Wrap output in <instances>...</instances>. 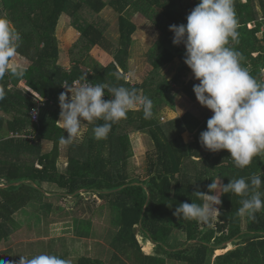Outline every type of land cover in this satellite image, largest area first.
<instances>
[{
	"label": "trees",
	"instance_id": "1",
	"mask_svg": "<svg viewBox=\"0 0 264 264\" xmlns=\"http://www.w3.org/2000/svg\"><path fill=\"white\" fill-rule=\"evenodd\" d=\"M233 2L239 37L238 43L230 46L241 53L242 65L250 74L264 82V15L260 17L255 11L259 3L264 14V0ZM198 3L199 0L0 1V16L8 18L21 35L18 53L33 61L25 67L23 77L6 75L0 79V89L5 92L0 100V184H11L0 187V244L20 228L15 213L28 207L47 214L62 209L55 208L49 195L42 192L45 183H53L65 190L63 197L71 194L78 199L76 216L108 209L116 227L110 232L115 251L108 249L113 253L109 261L82 256L77 264H128L122 256L133 264H169V260L208 264L210 253L233 238H239L233 242L236 248L220 249L215 264H264V211L258 212L255 220L241 217L238 209L244 197L223 191L231 179L243 177L250 183L252 175H260L264 180V158L254 157L250 166L241 169L229 151L211 152L202 146L200 133L207 129L212 111L204 118L188 111L163 120L164 109L175 107L179 92L197 99L193 91L196 83L184 80L185 74L192 72L184 62L186 48L173 44L169 26L186 24L188 14ZM107 7L119 14L117 43L110 40V23L101 15ZM136 13L162 33L149 51L152 70L143 81L132 83L126 76L133 35L138 29L132 20ZM64 16L72 18L79 32L70 48L75 63L71 69L59 64L61 47L56 30ZM175 59L180 60L181 68L169 80L160 69ZM82 82L135 88L140 95L152 99L153 117L144 119L141 107L129 111L126 118L112 124L106 140H96L94 125L82 121L89 126L88 132L82 142L69 143V165L63 173L58 168L60 138L68 134L58 124V97L66 92L65 83ZM103 98H114L108 88ZM34 109L39 111L37 122L31 115ZM131 129L147 133L155 144L148 154L146 169L134 175L129 170L134 155ZM187 131L195 136L190 144L183 138ZM44 141L53 142L52 151L43 152ZM218 178L223 180L220 212L211 226L174 215L181 202L204 203L195 193L214 195L216 191L209 192L208 186L214 181L218 184ZM17 182L21 183L14 184ZM79 190L82 191L76 193ZM89 193L96 194L100 203L88 201L81 205L84 194ZM176 230L185 238L175 239Z\"/></svg>",
	"mask_w": 264,
	"mask_h": 264
},
{
	"label": "clouds",
	"instance_id": "2",
	"mask_svg": "<svg viewBox=\"0 0 264 264\" xmlns=\"http://www.w3.org/2000/svg\"><path fill=\"white\" fill-rule=\"evenodd\" d=\"M186 24H173L169 31L175 46L186 48L184 62L199 81L193 86L198 102L211 110L207 129L200 133V142L207 150H227L236 167L246 168L254 157L264 158V82L253 77L242 65L241 53L230 44L238 43V19L233 0H199L188 14ZM158 35V34H157ZM21 35L12 22L0 16V79L6 75L24 76L26 68L16 61ZM264 74V69H261ZM63 87L67 90L59 97L60 120L67 136L60 143H71L81 133L82 121L93 124L96 140H106L112 124L126 118L129 111L142 108L143 117H153V101L142 96L135 88L123 85L109 87L101 83H82ZM108 88L113 99L105 100ZM68 93H71L69 97ZM5 92L0 89V100ZM103 121L102 124L95 123ZM264 180L252 175L250 183L245 178L231 179L223 186L224 193H234L241 199L238 215L255 220L264 211ZM209 192L217 188L214 181ZM204 203L181 202L174 211L177 218L196 221L211 226L220 212L221 200L216 195L195 193ZM19 264H26L21 257ZM27 264H67L55 255H37Z\"/></svg>",
	"mask_w": 264,
	"mask_h": 264
},
{
	"label": "rangeland",
	"instance_id": "3",
	"mask_svg": "<svg viewBox=\"0 0 264 264\" xmlns=\"http://www.w3.org/2000/svg\"><path fill=\"white\" fill-rule=\"evenodd\" d=\"M1 7L0 5V10ZM255 11L256 15L260 17L264 15L259 3H257ZM101 15L110 23L108 33L110 40L117 43L119 37V14L113 8L107 7L101 12ZM132 20L137 23L138 29L133 35L134 44L131 46V56L129 58L130 70L126 77L133 83L143 81L152 70L153 67L148 60L149 51L162 32L154 24L150 23L141 13L133 15ZM74 27L72 18L64 16L56 30V35L61 47L59 64L68 69H71L75 65L71 58L72 54L70 53V48L78 39L79 32L76 31ZM259 35L262 36L260 33ZM97 57H99V55H97ZM16 61L21 63L24 67H30L33 64L31 58L21 56L20 53H18ZM180 68V60L175 59L172 63L160 69V71L167 79L173 80L175 75L180 71ZM190 79L196 84L199 83V81L195 79L193 72H187L185 74L184 80L187 82V80ZM65 91L67 90L65 89ZM68 95L70 97L71 93H68ZM139 108L140 106L137 107V109ZM188 111H192L196 116L204 118L211 110L202 106L197 99L192 100L187 94L181 91L175 97V107H166L164 109L163 120L166 121L168 119L177 118ZM58 124L63 127L62 124ZM88 129L89 126L87 123L82 122L81 133L74 141L77 143L80 141L82 142ZM183 138L188 144L195 141V136L189 131L183 133ZM130 139L134 155L130 158L129 170L130 173L134 175L146 169L148 154L155 149V144L147 133L133 131L132 129L130 130ZM53 148V142L44 141L42 143L43 152H50ZM69 149V143H61L59 146L58 168L63 173L68 169ZM217 182L218 184L214 195L218 196L220 199L222 189L221 182H223V180L218 178ZM44 189L50 194L48 196L50 198L49 201L53 203L55 208L62 207V209H57L47 214L44 212L38 213L33 208L28 207L15 213L14 217L19 222L20 228L12 233L8 241H4L0 244V264H19L21 257H24L27 264L28 260L42 254L55 255L67 261V264H77L79 258L82 256H89L92 258L104 257L105 260L107 259L109 261L113 253L110 251L108 252V249L115 251L110 244V232H114V229H116L115 225L112 223L111 211L108 209L102 211L95 210V213L91 215L88 214L84 216L80 214L82 216H76L77 214L74 211L78 205V199L76 197L73 195H65V197H63L62 195L65 193L63 191L65 190L53 183H45ZM208 195L211 194L208 193ZM88 201L94 202L96 205L100 203V199L93 193L84 194V200L81 205H85ZM213 206L218 207V205ZM218 215L215 220H217ZM174 238L184 239L185 237L176 230ZM235 248V244L229 243V245L225 247V251ZM220 249L224 248L217 247L212 254L210 253L208 264H215V258L220 252ZM160 254L161 256L167 257L163 252H160ZM121 258L127 261L128 264H133L125 256ZM169 264L184 263L169 260Z\"/></svg>",
	"mask_w": 264,
	"mask_h": 264
},
{
	"label": "water",
	"instance_id": "4",
	"mask_svg": "<svg viewBox=\"0 0 264 264\" xmlns=\"http://www.w3.org/2000/svg\"><path fill=\"white\" fill-rule=\"evenodd\" d=\"M19 183H21V182H17V183H14V184H19ZM10 185H11V184H0V187H9ZM41 189H42V188H41ZM83 190H85V189H83ZM42 191H43L44 193H46L47 195H50L48 192H46L45 189H42ZM80 191H82V190H79V191H77L76 193H78V192H80ZM69 195H71V194H69ZM238 241H239V238H233V239H230V240H228V241H226V242L220 244V245L218 246V248H225L227 245H229V243L238 242Z\"/></svg>",
	"mask_w": 264,
	"mask_h": 264
},
{
	"label": "built area",
	"instance_id": "5",
	"mask_svg": "<svg viewBox=\"0 0 264 264\" xmlns=\"http://www.w3.org/2000/svg\"><path fill=\"white\" fill-rule=\"evenodd\" d=\"M82 83H84V82H82ZM82 83H79V84H82ZM87 83V82H86ZM105 96V95H104ZM31 115H32V119L34 120V121H38L39 120V111L36 109H34L32 112H31Z\"/></svg>",
	"mask_w": 264,
	"mask_h": 264
}]
</instances>
